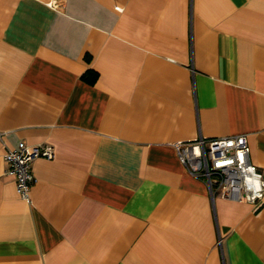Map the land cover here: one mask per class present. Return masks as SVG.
Wrapping results in <instances>:
<instances>
[{"label":"crops","instance_id":"obj_1","mask_svg":"<svg viewBox=\"0 0 264 264\" xmlns=\"http://www.w3.org/2000/svg\"><path fill=\"white\" fill-rule=\"evenodd\" d=\"M236 135L264 173V0H0V264H264V201L173 147Z\"/></svg>","mask_w":264,"mask_h":264},{"label":"built area","instance_id":"obj_2","mask_svg":"<svg viewBox=\"0 0 264 264\" xmlns=\"http://www.w3.org/2000/svg\"><path fill=\"white\" fill-rule=\"evenodd\" d=\"M173 147L180 164L189 175L204 181L211 197L220 192L222 197L236 202L264 201V173L250 162L244 135L220 139L200 137L175 143ZM37 158L53 159V147L20 142L4 155V174L14 178L16 192L24 200H28L30 184L34 182L30 168Z\"/></svg>","mask_w":264,"mask_h":264},{"label":"trees","instance_id":"obj_3","mask_svg":"<svg viewBox=\"0 0 264 264\" xmlns=\"http://www.w3.org/2000/svg\"><path fill=\"white\" fill-rule=\"evenodd\" d=\"M83 78H84L86 81H88V82H90V83H93V81H94L95 78H96V73H94L93 71H87V72L84 74Z\"/></svg>","mask_w":264,"mask_h":264}]
</instances>
